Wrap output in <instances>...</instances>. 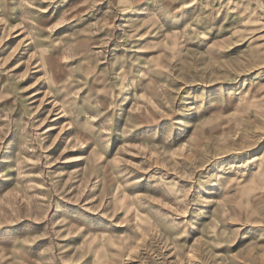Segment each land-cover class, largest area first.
<instances>
[{
  "label": "rangeland",
  "instance_id": "1",
  "mask_svg": "<svg viewBox=\"0 0 264 264\" xmlns=\"http://www.w3.org/2000/svg\"><path fill=\"white\" fill-rule=\"evenodd\" d=\"M0 264H264V0H0Z\"/></svg>",
  "mask_w": 264,
  "mask_h": 264
}]
</instances>
